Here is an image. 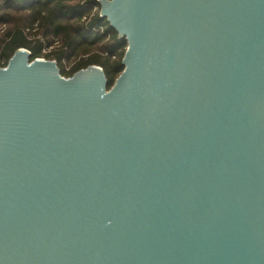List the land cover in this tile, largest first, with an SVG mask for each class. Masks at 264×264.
Returning <instances> with one entry per match:
<instances>
[{
	"label": "water",
	"instance_id": "obj_1",
	"mask_svg": "<svg viewBox=\"0 0 264 264\" xmlns=\"http://www.w3.org/2000/svg\"><path fill=\"white\" fill-rule=\"evenodd\" d=\"M112 86L0 66V264H264V0H98Z\"/></svg>",
	"mask_w": 264,
	"mask_h": 264
},
{
	"label": "trees",
	"instance_id": "obj_2",
	"mask_svg": "<svg viewBox=\"0 0 264 264\" xmlns=\"http://www.w3.org/2000/svg\"><path fill=\"white\" fill-rule=\"evenodd\" d=\"M99 10L97 0H0V66L18 48H26L30 60L56 59L64 76L98 65L107 87L112 86L123 70L127 42L100 17ZM65 60L72 62L68 70L62 65Z\"/></svg>",
	"mask_w": 264,
	"mask_h": 264
},
{
	"label": "rangeland",
	"instance_id": "obj_3",
	"mask_svg": "<svg viewBox=\"0 0 264 264\" xmlns=\"http://www.w3.org/2000/svg\"><path fill=\"white\" fill-rule=\"evenodd\" d=\"M56 43H57V42H56ZM56 43H55L54 47L56 46ZM47 50H48V49H46V51H47ZM49 50H52L51 47L49 48ZM47 52H48V51H47ZM42 58H44V59H49V60H55V61H56V59L51 58V56H50L49 58H45V57H42ZM56 62H57V61H56ZM71 64H72V62H71L70 60H65V61L62 62L63 68H64L65 70L69 69L70 66H71Z\"/></svg>",
	"mask_w": 264,
	"mask_h": 264
},
{
	"label": "built area",
	"instance_id": "obj_4",
	"mask_svg": "<svg viewBox=\"0 0 264 264\" xmlns=\"http://www.w3.org/2000/svg\"><path fill=\"white\" fill-rule=\"evenodd\" d=\"M97 1H98V0H97ZM56 45H57V43H56ZM52 47H53V46H51V49H52ZM47 51H49V49H48ZM47 51H46V50H43V53H46ZM41 59H44V58L41 57ZM67 70H68V69H67Z\"/></svg>",
	"mask_w": 264,
	"mask_h": 264
}]
</instances>
